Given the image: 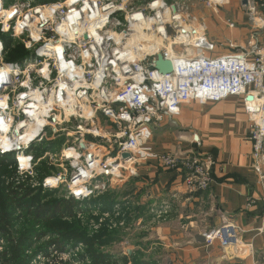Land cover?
Instances as JSON below:
<instances>
[{
	"label": "built area",
	"instance_id": "2783aa9c",
	"mask_svg": "<svg viewBox=\"0 0 264 264\" xmlns=\"http://www.w3.org/2000/svg\"><path fill=\"white\" fill-rule=\"evenodd\" d=\"M244 1L250 2L244 6L247 43L229 41L223 46L232 52L219 54L207 23L194 15L188 0H0V35L28 52L21 61L7 62L0 38V73H8L0 81V156L14 155L18 175L31 177L33 188L50 191L68 184L70 174L38 183L35 169L42 162L64 167L74 160L66 198L80 203L140 177L151 161L182 174L188 192H203L213 184L215 160L200 150L199 141L184 137L175 149L158 153L153 129L192 103L235 98L248 114L252 168L263 182L264 0ZM202 2L216 10L230 4ZM226 24L238 28L233 21ZM160 53L174 64L166 76L152 66ZM62 138L59 154L47 149L36 158L32 153ZM13 141L16 147L5 150ZM171 208L167 202L152 214L163 220ZM257 232L264 237V213ZM241 234L238 225L226 222L205 239L210 246L218 242L223 250L237 251Z\"/></svg>",
	"mask_w": 264,
	"mask_h": 264
},
{
	"label": "crops",
	"instance_id": "0c3cea01",
	"mask_svg": "<svg viewBox=\"0 0 264 264\" xmlns=\"http://www.w3.org/2000/svg\"><path fill=\"white\" fill-rule=\"evenodd\" d=\"M228 7L231 8L225 14L228 15L225 21L228 31L222 28L210 37L245 46L250 34L246 8L241 0H230ZM228 20L235 22L238 28L230 30ZM261 41L264 42V32ZM250 125L243 104L232 98L216 104L192 103L185 106L176 119L153 129L158 153L175 149L180 137L199 141L200 150L216 162L213 184L206 191L190 193L183 184L182 174L163 170L154 161L143 166L140 177L120 187L127 188L129 194L118 203L125 202L131 209L140 206L144 212H148L151 205L161 207L167 202L172 208L167 218L147 229L142 242H135L128 250L129 256L141 251L144 264L264 262V237L257 232L264 213V181L258 180L252 168ZM183 146L190 144L184 142ZM149 215L137 219L136 224L143 221L145 226L150 225L152 215ZM226 222L242 230L243 246L237 251L223 250L218 242L210 246L206 239L203 241L208 232Z\"/></svg>",
	"mask_w": 264,
	"mask_h": 264
},
{
	"label": "trees",
	"instance_id": "16d2710c",
	"mask_svg": "<svg viewBox=\"0 0 264 264\" xmlns=\"http://www.w3.org/2000/svg\"><path fill=\"white\" fill-rule=\"evenodd\" d=\"M5 45L7 62H18L28 56L25 47L10 38L5 40ZM46 145V143L42 144L32 150L36 158L42 154L39 149ZM0 169V248H2L0 264H32L33 257L28 251L33 248L38 251L36 244L45 240L49 241L44 242L38 252L49 262L51 258L54 261L52 252L57 256L64 255L68 250L82 246L83 254L78 253L82 263L89 261L91 264H121L119 260L124 264L145 263L142 260L143 255L139 253L121 257L120 254L114 256L106 251L110 246L124 241L123 230L109 228L111 220L106 221L98 231L91 234L82 225L81 217L94 212L99 213L100 216L119 214L120 218H117L119 222L127 219L129 223L130 212H114L118 202L129 194L127 188L112 189L103 196L80 203L64 196L59 197L58 190L33 188L31 177L25 181L28 183L13 188L14 180H4L3 176L19 177L14 155L0 156ZM50 170L53 169L46 162L39 164L34 171V182L42 183L51 175ZM147 211L137 208L136 220L147 213L150 214V209ZM121 215L125 218L123 219ZM94 220L98 223L100 219Z\"/></svg>",
	"mask_w": 264,
	"mask_h": 264
},
{
	"label": "rangeland",
	"instance_id": "374dc122",
	"mask_svg": "<svg viewBox=\"0 0 264 264\" xmlns=\"http://www.w3.org/2000/svg\"><path fill=\"white\" fill-rule=\"evenodd\" d=\"M46 1H50V0H46ZM167 1H172V0H167ZM202 1L203 0H188L189 3H191V2L194 3V9H193L194 15H196L201 21L207 23V25L209 27L210 34L216 32V31H217L216 34H218L219 33L218 31H220L222 28L226 29V31H228L227 27L225 25V21L228 19V17H227L228 15H225V14L228 13L227 11L229 9H231L230 8L231 6L230 7L226 6L225 9L222 8V9L216 10V8L208 7ZM235 1H240V0H235ZM248 25L250 28V23H248ZM248 36H250V35H248ZM2 37L3 36L0 35V38H2ZM3 39L6 40L7 37L4 36ZM210 40L217 44L219 54H227L229 52H232L231 50H229L223 46V45L227 44V42L222 41V40L216 41L212 37H210ZM11 132H13V130H11L9 133H11ZM49 135H51L50 132H49ZM1 138H4V135L3 136L1 135L0 139ZM51 140H53V139H51ZM64 141H65L64 138L50 141L51 143H46L47 144L46 146H48L47 149L50 150L51 152L59 154L61 149H62V146H63L62 144ZM45 147L40 148L41 150L39 149V151H41L42 154L47 153ZM8 156L11 157L12 154H10ZM70 162L74 164V160H70ZM70 162H67L64 165V167H62L60 165H57L55 167H51V169H53V170L49 171L52 176L63 174L65 172L70 174V176L68 177V180H69L68 184H65V185H63L62 188L57 189L58 190L57 195L59 197H63V196L66 197V192H68V187L72 186V182H71L72 175L70 172L71 167H68L70 165ZM23 167H25V165H23ZM51 175H49V176H51ZM6 176H3L4 180H6V179H9V180L13 179L14 180L13 183L15 185L12 186L13 188H15L19 185H24V183H28L25 181H27V179L30 178L28 175H25V174L21 175L20 172H19V177H16L17 179L12 178L13 176H7V177ZM133 188L131 187V189H133ZM62 189H64V190H62ZM154 207L151 205L149 208L150 214L152 215V216L149 215V216H151L150 220L152 223L150 225L147 224V226H145L143 221L136 224L137 209H135V208L131 209L132 207L127 208V205L125 204V202L124 203H122V202L118 203L114 209V212H116V211L130 212L129 213V217H130L129 223H128L127 219L119 222L117 220V218L119 217V214H117L115 216H109L107 214H103L102 216H100L99 213L94 212L92 214L84 215L83 217H81L82 222H83L82 225L86 229H88V232L91 234V233H95L96 231H98L99 228L101 227V225L106 223V221L111 220L109 223V228L111 230L112 229L113 230H117V229L123 230L122 236H124L123 237L124 241H122L118 244H115L113 246H110L109 248L106 249V251L110 252L114 256H117L118 254H120L121 257H125L128 255V250L132 246L135 245V242H137V240H140V242L143 241V237L145 236L144 234L148 233L147 229H149V227H151L152 224L158 225L159 221L162 220V219H158L157 216L155 217L152 214V210ZM137 208H140V206H137ZM79 216H81V215H79ZM95 218L100 219L98 223L95 222V220H94ZM122 218L124 219L125 217L122 216ZM95 228H97V229H95ZM48 241L45 240V241L39 242L38 244H36V249L38 248V251H39V248H41V246L44 245L43 243L48 242ZM82 249H83V247H80V246H79V248L75 247V249H71V251L68 250L67 253H64V255L59 254L58 256L56 255L55 252H52L53 253L52 256L54 257V261H52L53 258H51L50 262L48 260L44 259L43 257H41V253H39L37 250H34V248L32 250H29L28 254L33 257L32 264H91L89 261L87 263H82L83 261L78 257V253L83 254ZM0 251H2V248H0ZM104 252H105V250H104ZM139 252H140V254H142L141 251H139ZM75 257H76V259H75ZM119 261L121 262V264H124L121 260H119Z\"/></svg>",
	"mask_w": 264,
	"mask_h": 264
},
{
	"label": "water",
	"instance_id": "95a60500",
	"mask_svg": "<svg viewBox=\"0 0 264 264\" xmlns=\"http://www.w3.org/2000/svg\"><path fill=\"white\" fill-rule=\"evenodd\" d=\"M244 6H249V1L243 2ZM164 33L166 31L162 29ZM152 66L155 70H157L161 75L166 76L168 74H171L174 71V64L171 60L165 59L164 56L160 53L157 55V57L152 61ZM248 101H253V98H248ZM260 109H249V112L258 113ZM125 158H128V155L124 156ZM203 241H205V238L203 237ZM221 260H218L216 263L220 264Z\"/></svg>",
	"mask_w": 264,
	"mask_h": 264
},
{
	"label": "bare ground",
	"instance_id": "6f19581e",
	"mask_svg": "<svg viewBox=\"0 0 264 264\" xmlns=\"http://www.w3.org/2000/svg\"><path fill=\"white\" fill-rule=\"evenodd\" d=\"M7 76H8V73L6 72H2L0 73V81H6L7 80ZM16 144H17V141H13V144H10V145H6L4 147L5 150H11V148H15L16 147ZM15 145V146H13ZM13 146V147H12ZM78 194H82L81 191H77Z\"/></svg>",
	"mask_w": 264,
	"mask_h": 264
}]
</instances>
